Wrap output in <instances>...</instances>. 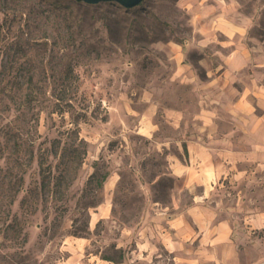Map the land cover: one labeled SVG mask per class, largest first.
<instances>
[{
  "label": "rangeland",
  "instance_id": "obj_1",
  "mask_svg": "<svg viewBox=\"0 0 264 264\" xmlns=\"http://www.w3.org/2000/svg\"><path fill=\"white\" fill-rule=\"evenodd\" d=\"M0 264H264V0H0Z\"/></svg>",
  "mask_w": 264,
  "mask_h": 264
},
{
  "label": "trees",
  "instance_id": "obj_2",
  "mask_svg": "<svg viewBox=\"0 0 264 264\" xmlns=\"http://www.w3.org/2000/svg\"><path fill=\"white\" fill-rule=\"evenodd\" d=\"M77 138L73 139L70 146L67 148L68 151H66V147H65V149L60 152L59 163L68 164V162L74 161L75 162L74 166H75L81 161V157H82L83 153L85 152V146H84V142H83L82 138L79 136ZM95 174H96L95 172H92L90 174L88 182H91L95 178ZM105 177H106V173L102 174L101 178L96 179L95 183L97 185L101 184L102 180H104ZM44 178H46V174H43V180H44ZM55 183H58V180H56ZM43 184H46V182L43 181Z\"/></svg>",
  "mask_w": 264,
  "mask_h": 264
},
{
  "label": "water",
  "instance_id": "obj_3",
  "mask_svg": "<svg viewBox=\"0 0 264 264\" xmlns=\"http://www.w3.org/2000/svg\"><path fill=\"white\" fill-rule=\"evenodd\" d=\"M83 1L93 2V3L99 2V1H115V2H118L125 7H131V6L138 4L142 0H83Z\"/></svg>",
  "mask_w": 264,
  "mask_h": 264
}]
</instances>
